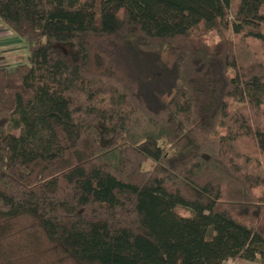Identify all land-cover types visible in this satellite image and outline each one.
I'll return each instance as SVG.
<instances>
[{"label": "trees", "instance_id": "trees-1", "mask_svg": "<svg viewBox=\"0 0 264 264\" xmlns=\"http://www.w3.org/2000/svg\"><path fill=\"white\" fill-rule=\"evenodd\" d=\"M0 23L28 42L0 67V264H264V0H0Z\"/></svg>", "mask_w": 264, "mask_h": 264}, {"label": "rangeland", "instance_id": "rangeland-1", "mask_svg": "<svg viewBox=\"0 0 264 264\" xmlns=\"http://www.w3.org/2000/svg\"><path fill=\"white\" fill-rule=\"evenodd\" d=\"M3 26L0 23V67L13 69L16 65L25 62L28 42ZM206 36H210L214 41L216 40L215 32H210ZM55 255L51 252L46 254V259L50 264H75L69 259H60L59 256ZM225 264H262V262L259 256H255L253 259L227 260Z\"/></svg>", "mask_w": 264, "mask_h": 264}, {"label": "crops", "instance_id": "crops-1", "mask_svg": "<svg viewBox=\"0 0 264 264\" xmlns=\"http://www.w3.org/2000/svg\"><path fill=\"white\" fill-rule=\"evenodd\" d=\"M4 27V26H3Z\"/></svg>", "mask_w": 264, "mask_h": 264}]
</instances>
